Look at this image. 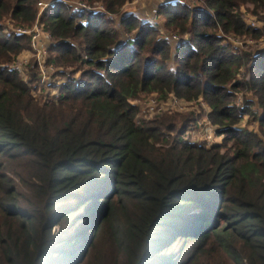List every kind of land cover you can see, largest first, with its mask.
<instances>
[{"label": "trees", "instance_id": "1", "mask_svg": "<svg viewBox=\"0 0 264 264\" xmlns=\"http://www.w3.org/2000/svg\"><path fill=\"white\" fill-rule=\"evenodd\" d=\"M82 1L117 14L128 0ZM37 2L0 0V264H264V49L229 40L263 37L242 10L264 22V0L160 7L189 36L174 70L153 24L56 4L41 22L66 82L44 105L10 69ZM151 95L202 100L222 144L182 138L200 111L143 122L134 102Z\"/></svg>", "mask_w": 264, "mask_h": 264}, {"label": "built area", "instance_id": "2", "mask_svg": "<svg viewBox=\"0 0 264 264\" xmlns=\"http://www.w3.org/2000/svg\"><path fill=\"white\" fill-rule=\"evenodd\" d=\"M179 2H182V0H159L158 4H156L155 8L152 10L154 14L150 21L158 23L157 12L160 6ZM56 4L68 6L75 14L82 13L83 11L93 14L100 13L115 20L114 14L110 13L102 3L90 4L82 0H38V14L34 25L31 28L14 31L16 34L30 37V49L27 50V54H23V52L16 61L10 65V69L20 74L31 89L32 95L42 100L45 104H50V102H54L60 98L61 87L66 82V78L60 79V74L64 73L63 69H58L54 65L48 64L50 51L56 43L51 34L45 30L41 22L44 12ZM127 14L131 13H126L123 17ZM244 21L248 28L264 30V22L258 20L255 16H245ZM157 27L161 30L163 37L169 41L172 47V55H175L177 46L182 43L185 38H181L172 32L164 30L158 24ZM9 30L13 31L14 29H10L9 27ZM229 40L235 48H242L245 44H252L255 42L253 40L242 41L235 38H229ZM30 66L31 68H29ZM65 72L66 74L68 73V71ZM184 103L189 104L185 100H180L175 96H171L170 99H160L155 95L151 96L147 99L146 113L142 115V121L149 122L154 119L155 116L166 113L169 110H177L178 108L184 109ZM202 103L205 104L204 102ZM255 103L257 104V101H255ZM240 104L241 99L238 105ZM255 110H258V105L255 106ZM223 136L224 135L219 134L218 128L206 118L199 119L193 123L182 138L190 143L206 145L207 148H211L219 145L218 141L221 142L224 140Z\"/></svg>", "mask_w": 264, "mask_h": 264}, {"label": "rangeland", "instance_id": "3", "mask_svg": "<svg viewBox=\"0 0 264 264\" xmlns=\"http://www.w3.org/2000/svg\"><path fill=\"white\" fill-rule=\"evenodd\" d=\"M158 2H159V0H157V1H155V0H128L126 2V4L122 7L121 12L120 13H117V14H114V17H115V20L114 21H115V23L117 25V24H119L122 21V18H123V15L124 14L131 13V14L136 15L141 22L151 23L155 27H157V24H158L161 28H163L164 30H166L165 29L166 27L164 25L163 16L158 17V12H157V18H158L157 21H158V23L157 22L150 21V20H152V15L154 14L152 12V10L155 8V5L158 4ZM94 3H101V2L96 1ZM179 3L181 5H186V6H188L191 9H194V8L197 7V5L194 3V0H182V2H179ZM160 7H162V6H160ZM159 8H158V10H159ZM242 11L244 12L245 16H249L250 15V13H248L246 10H242ZM8 26H10V29H12V25L7 24V27ZM173 34H176V35L180 36L181 38H189L188 35H180V34H177V33H173ZM135 36H136V34H133V35H131V38H135ZM261 39L255 41L252 44L251 43L247 44L248 47L251 46L253 49H255V52L258 51V50H260V51L263 50L264 49V34H263V37ZM171 49H172V47H171ZM27 53H28V51H24L23 54H27ZM49 57H50V54H49ZM48 62H49V59H48ZM166 66L169 69H173V70L176 69L177 64L175 62L174 55H172V54L170 55V58L167 61ZM29 68H31V66ZM66 71H68V73L66 74V76L69 77L71 75V70H66ZM74 76H76L75 78H79L80 77V73H76V74H74ZM65 78L66 77H64V76H61L60 77V79H65ZM151 96H154V95H151ZM151 96H149V97H151ZM149 97L143 96V98H141L140 100L134 102V104H137L141 108V112H140V116L139 117H142V115H145L146 108H147V106H146L147 105V99ZM247 97H249V96H247ZM35 99L37 101H39L42 105H44V102L42 100H39L37 98H35ZM160 99H162V98H160ZM200 102H201V104L198 102V100L196 102L195 101L188 102L189 104L184 103L183 104V106H184L183 108L184 109L178 108L177 110H169L166 113H174V112H176V113H179L181 115H184L185 117H188L187 116L188 114H185V113L194 112L196 114L197 111H200V113H198V115L201 116L199 119H206L207 115L205 113H207V111L210 112L209 107L206 104H203L202 103L203 102L202 100ZM51 103L52 102H50V104ZM166 113H163V115L166 114ZM158 116H160V115L155 116V118L158 117ZM246 125H249V129H251L252 131L260 134L258 132L259 131L258 122L255 121L254 119H251V120H249V118L244 119V121L239 125V127L240 128H243ZM184 134H186V132ZM222 141L221 142L218 141L219 145L222 144ZM208 148H210V147H208Z\"/></svg>", "mask_w": 264, "mask_h": 264}, {"label": "crops", "instance_id": "4", "mask_svg": "<svg viewBox=\"0 0 264 264\" xmlns=\"http://www.w3.org/2000/svg\"><path fill=\"white\" fill-rule=\"evenodd\" d=\"M208 106V105H207ZM209 110H210V108H209ZM209 113V111H207V114Z\"/></svg>", "mask_w": 264, "mask_h": 264}]
</instances>
